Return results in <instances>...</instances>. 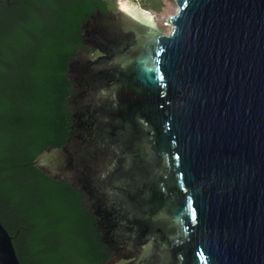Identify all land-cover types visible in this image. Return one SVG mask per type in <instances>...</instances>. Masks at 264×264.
Returning a JSON list of instances; mask_svg holds the SVG:
<instances>
[{"label":"water","instance_id":"water-1","mask_svg":"<svg viewBox=\"0 0 264 264\" xmlns=\"http://www.w3.org/2000/svg\"><path fill=\"white\" fill-rule=\"evenodd\" d=\"M175 4L169 34L120 5L81 25L86 138L27 166L83 187L107 264H264V0ZM0 264H21L1 222Z\"/></svg>","mask_w":264,"mask_h":264},{"label":"trees","instance_id":"trees-1","mask_svg":"<svg viewBox=\"0 0 264 264\" xmlns=\"http://www.w3.org/2000/svg\"><path fill=\"white\" fill-rule=\"evenodd\" d=\"M141 2L154 12L162 7ZM96 13L114 16L116 0H0V222L21 264L111 259L84 194L27 166L72 134L68 64L88 53L81 25Z\"/></svg>","mask_w":264,"mask_h":264},{"label":"rangeland","instance_id":"rangeland-1","mask_svg":"<svg viewBox=\"0 0 264 264\" xmlns=\"http://www.w3.org/2000/svg\"><path fill=\"white\" fill-rule=\"evenodd\" d=\"M121 0H116V6L119 5ZM126 4L131 10L139 13L142 20L149 23L152 26L158 28L163 34H169L171 27L167 25V20L177 13V6L175 0H161L162 7L159 12H154L143 6L141 0H125ZM144 1V0H143ZM155 1V0H150ZM116 15V14H115ZM114 15V16H115ZM89 56H91L89 54ZM49 155H44L41 160L47 165L46 160L49 159Z\"/></svg>","mask_w":264,"mask_h":264},{"label":"flooded vegetation","instance_id":"flooded-vegetation-1","mask_svg":"<svg viewBox=\"0 0 264 264\" xmlns=\"http://www.w3.org/2000/svg\"><path fill=\"white\" fill-rule=\"evenodd\" d=\"M88 53H89L94 59L97 58V57H100V54L98 53L97 49H94V48L89 47V51H88ZM73 114H74V112H73V105H72V101H71L70 117H71L73 123L71 124V131H72V134L69 136V139H70L71 137H74V136H76V135H79L81 132L83 133V132H84V128L87 127L85 124H81L82 119H84L85 116H84L82 119L77 120V119L73 118ZM78 121H79V122H78ZM67 145H68V140H67V142L63 145V147L65 148ZM61 180L66 181V182H69L74 188H77L80 192H82V193L84 194V196H85V202H86L87 207H88V210H89V212H90V207H89V203H90V202L87 201V199H86V198H87V194H86V192H84V191L82 190L83 187H82L81 185H75V184H73V183L70 181V177L68 176L67 171H65V170H61ZM94 191H95V190H94ZM98 223H99V222H98ZM101 228H102V235H103L104 232H105V228H104L103 226H102ZM102 235H101V236H102ZM114 238H115L116 241L118 240V238H116V237H114ZM104 246H105V245H104ZM105 247H106V246H105ZM106 251H107V253L110 254L111 257H112V255H114L113 252L110 251L108 247H106ZM133 259H134V258H130V257L127 258V259H120L119 261L114 262L113 264H130L131 261H133ZM108 263H109V261H108Z\"/></svg>","mask_w":264,"mask_h":264},{"label":"bare ground","instance_id":"bare-ground-1","mask_svg":"<svg viewBox=\"0 0 264 264\" xmlns=\"http://www.w3.org/2000/svg\"><path fill=\"white\" fill-rule=\"evenodd\" d=\"M120 7L125 10L126 12H129V6L126 4L125 0H121L119 3Z\"/></svg>","mask_w":264,"mask_h":264}]
</instances>
